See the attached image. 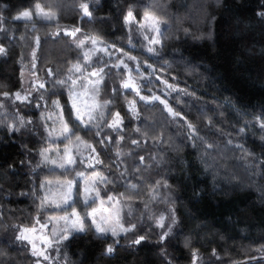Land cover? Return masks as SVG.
Here are the masks:
<instances>
[{"label":"trees","instance_id":"16d2710c","mask_svg":"<svg viewBox=\"0 0 264 264\" xmlns=\"http://www.w3.org/2000/svg\"><path fill=\"white\" fill-rule=\"evenodd\" d=\"M152 2L99 0L95 5L90 4L94 18L89 22L81 18L77 0H0V12L5 17L3 27L7 30L0 31V45L7 49L6 55H0L2 90L20 92L24 70L33 67L37 77L46 81L45 88L31 97V103H14L11 107L6 104L9 111L0 116V120L7 121L10 113L18 109L26 120L33 121L20 131H11L0 124V221L5 225L0 229V247L6 254L3 264H33L35 258L29 246L13 239L11 225L30 223L38 212L36 197L44 193L41 181L45 177L55 179L61 171L55 168L50 171L47 166L33 171L40 161L36 150L46 145V133L39 127L40 117L56 112L51 106L52 100L61 101L64 116L68 118L67 85L61 87L53 81L66 77L67 69L76 62L80 51L62 31L58 36L52 35L59 30L58 25L60 28L79 27L78 38L84 33L98 34L117 48L123 47L132 55L147 59L157 68L154 76L176 77L172 83L195 93L194 97L183 96L184 103L176 106L195 123L203 125L208 117L215 121V129L202 126L201 134L216 147L207 150L211 157L202 159L204 149L192 146L184 129L169 122L171 118L161 111L162 106L139 102L141 116L147 119L131 120L125 115V124L131 128L152 125L166 131L170 143L179 147V153L171 151L167 145H153L151 141L140 148L125 142L122 147L132 151V156L116 157L111 144L97 145V151L106 163L109 159L115 161L114 171L105 170L114 181L108 193L102 188L105 196L126 192L130 184L138 185L142 195L133 202L131 216L124 210V220L135 223L139 233L149 239L132 245L130 239L122 237L114 254L102 255L104 241L95 239L89 232L70 239L60 253L53 250V255H63L67 264H191L190 248L185 247V240H190L204 264H264V163H261L264 141L259 138V126L251 123L253 115L264 112V18L258 15L264 11V0H221L220 4L216 0H156L157 14L168 22L162 25V30L169 37L158 46L159 56L141 49L139 45L145 41L136 34L132 38L137 47L130 48L126 43L127 28L123 25L122 13L127 6L134 5L135 12L142 14ZM35 3H40L45 11L54 12L56 19H42L35 13L31 21L11 19L20 11L32 9ZM184 29L192 35L207 34L211 29L212 39L194 40ZM35 37L40 40L38 48ZM97 55L108 59L101 53ZM165 60L171 67L162 63ZM143 67L146 73L152 72L146 65ZM48 70L54 75H49ZM106 72L109 75L99 99L113 100L124 115L120 96L112 92L118 85L115 70L106 69ZM152 84L156 91L163 88L162 82L154 78ZM122 94L128 95L127 92ZM173 97L168 99L174 104ZM4 99L0 96V101ZM202 112L206 116L202 117ZM241 128L245 131L240 132ZM92 131L82 129L79 134L91 143L105 135H115L103 127L100 137L92 136ZM124 134L139 138L134 132ZM238 145H243V149ZM245 150L255 153V157L246 155ZM149 153L162 162L156 164ZM137 156H144L145 161L136 159ZM204 160L208 161L207 166ZM125 166L127 173L121 177L119 173ZM137 167L139 172L135 171ZM162 179L172 187L161 188L159 198L150 201L147 186ZM141 199L150 201L147 208L139 202ZM77 207L82 209V205ZM169 209H175L178 223L161 244L157 242L161 229L149 217L168 215ZM46 211L48 214L59 212L52 208ZM111 242L109 238L107 243ZM213 251L217 255L213 256Z\"/></svg>","mask_w":264,"mask_h":264},{"label":"snow or ice","instance_id":"6c2138e0","mask_svg":"<svg viewBox=\"0 0 264 264\" xmlns=\"http://www.w3.org/2000/svg\"><path fill=\"white\" fill-rule=\"evenodd\" d=\"M77 2L79 11L82 14L81 18H87L91 22L94 17L93 10H90V4L95 5L99 3V0H77ZM155 3L156 0H153L144 8L142 14L136 13L134 5L130 4L126 7L122 16L123 25L127 28L126 43L130 48L137 47L132 38L133 34H136L145 41V43L139 45L141 49L152 56H159L158 46H162L163 42L169 38L167 32L162 30V25L168 22L162 15L157 14ZM216 3L220 4L221 0H216ZM33 13L42 19H56V14L45 11L40 3H35L30 10L20 11L11 19L31 21ZM258 15L264 18V11L258 13ZM4 23L5 17L0 12V31H7L3 27ZM57 27L59 30L53 32L52 35L58 36L62 31L64 36L72 38L75 48L80 51L76 62L72 63L67 69L66 77L53 81L54 84L61 87L67 85L68 118L66 119L64 116L65 108L61 105V101L52 100L51 106L55 108L56 112L54 114L44 113L40 117L39 127L43 129V133H46V145L36 150L40 161L33 168V171L42 166L49 167L50 171L53 168L61 171L55 179L45 177L41 181L40 186L43 187L44 193L36 197L39 201L37 204L38 212L31 217L30 223L27 225H11L14 233L13 239L30 245L29 251L32 257L36 258L33 264H57L58 261L67 264L63 255H53L49 252V249H54L56 253H60L61 248L67 246L66 242L74 239L78 234L87 235L91 232L95 239L104 241L102 255L114 254L117 251L115 246L121 243L122 237L130 239L132 245H139L149 239L147 235L139 233L135 223L124 220V210L127 209V215L131 216L133 202L142 195L138 191L137 184L128 185L126 192L116 195H102V188L105 193H108L110 191L109 185L114 183L105 170L108 172L114 171L113 163L115 161L109 159V162L106 163L101 158V153L97 151V145L107 147V144H111L116 157L132 156V151H125L122 147L125 142L128 145L140 148L151 141L153 145H167L171 151L179 153V147L170 143L171 138L166 131L152 125L144 128L140 126L131 128L125 124V115L131 120L143 121L147 119L141 116L139 102L144 105L162 106L161 111L166 112L171 118L169 122L184 129V135L186 139L191 141L192 146L204 149L201 153L202 159L205 156L211 157L207 150L216 147L205 135L201 134L202 126L215 129V121L208 117L203 125L195 123L189 120L187 115L176 106L184 103L183 96H195V93L189 92L187 88H181L179 84L172 83L171 81L175 80L176 77L169 79L164 76H154L157 68L148 63L147 59L132 55L123 47L117 48L98 34L84 33L78 38L77 33L81 32L79 27H72L71 29L60 28L59 25ZM183 31L186 35H192L188 29ZM192 38L197 41L211 40L212 31L210 29L207 34L192 35ZM34 42L38 48L40 44L39 37H35ZM98 53H102L103 57H108V59H103L97 55ZM6 54L7 49L0 45V55ZM32 56L35 60V51H33ZM128 62H132V64L130 65ZM162 63L171 67L169 61L165 60ZM144 65L152 69V72L146 73ZM106 69L115 70L114 75L118 78V85L112 88V92L114 96H120L123 102L121 107L124 109V115L115 106L113 100L105 99L101 101L99 99L105 85V78L109 75ZM160 71H163V69H160ZM48 74L54 75L51 70H48ZM153 78L163 84V88L159 91L154 90ZM3 87V85H0V96L5 99L31 103L29 101L30 90H26L22 95L20 92L3 91ZM39 88H45V84L43 82L39 83ZM122 92H127L128 95H123ZM161 92L164 95H161ZM173 93L176 96L173 97ZM168 97H173L175 103H171ZM40 99H44L43 95L40 96ZM35 106L40 107V105ZM4 108L3 101H0V110ZM204 116H206V113L202 112V117ZM49 121H51V124H49ZM245 123L250 122L246 121ZM251 123L259 126L261 129L259 138L264 141V112L253 115ZM0 124L8 126L12 131H20L33 124V121L18 116L14 117L11 122L0 120ZM101 127L110 130L115 135H105L102 139L91 143L79 134L82 129H92V136L100 137ZM125 131L134 132L139 138L127 137L124 134ZM216 131H221V129H216ZM244 131L245 128L240 129V132ZM85 135H88V133H85ZM25 147L27 149L26 145ZM238 147L243 149V145H238ZM27 150L31 151V149ZM109 151H112V149ZM245 152L246 155L255 157V153L247 150ZM149 158L156 164L162 162L152 153H149ZM136 159L141 162L145 161L144 156H137ZM120 162L123 163V160ZM204 163L207 166L208 161L204 160ZM261 163H264V161H261ZM148 167H151V165H148ZM135 171L139 172L140 169L137 167ZM126 173L127 167L125 166L124 171H121L119 175L123 177ZM171 187L166 179L155 180L147 186L146 194L150 201L156 200L160 196L159 190L161 188L170 189ZM21 194L23 195V193ZM150 201L141 199L139 202L147 208ZM164 202L167 203V200ZM78 204L82 205V209L77 207ZM49 208L58 209L59 212L48 214L46 210ZM149 219L153 220L155 226L161 229L157 241L161 244L169 238L173 226L178 223L175 209H169L168 215L161 213L158 216H150ZM49 225H52V227L49 228ZM4 227L5 225L0 221V229ZM130 233L131 236H129ZM109 238L112 240L111 243H107ZM185 247L190 248L191 264H200L199 250L191 247L190 240H185ZM212 254L213 256L217 255L215 251ZM5 255L4 249L0 247V264H3Z\"/></svg>","mask_w":264,"mask_h":264},{"label":"rangeland","instance_id":"374dc122","mask_svg":"<svg viewBox=\"0 0 264 264\" xmlns=\"http://www.w3.org/2000/svg\"><path fill=\"white\" fill-rule=\"evenodd\" d=\"M26 21V20H24ZM71 29V28H68ZM102 54V53H101ZM103 55V54H102ZM35 67H33L32 69H25L23 72V87L22 90L20 91V93L23 95L25 93L26 90H30L31 91V95L29 96V101H31V97L39 92V83L43 82L44 84H46V81L42 80L41 78L37 77L36 73L34 72ZM161 82V81H160ZM147 94V93H146ZM85 99H87V97H85ZM5 101H3L5 108L3 110H0V116L2 114H5L6 112H8L9 110L7 109L8 106H6V104L9 105V107H11L10 105H14V103H20V104H29L28 101L25 102H20L17 100H8V99H4ZM18 116H22L24 117L22 112H19L18 109L13 110L12 113H10V118H7V121L11 122L13 121L14 117H18ZM26 119V118H25ZM11 130V129H10ZM12 131V130H11ZM100 167V166H98ZM104 190V189H103ZM102 195H104L103 191H102ZM50 227V225H49ZM26 243V242H25ZM30 248V245H28ZM54 249H49V252H53ZM35 258V257H34ZM36 259V258H35ZM200 264H204V260L201 257V261Z\"/></svg>","mask_w":264,"mask_h":264}]
</instances>
